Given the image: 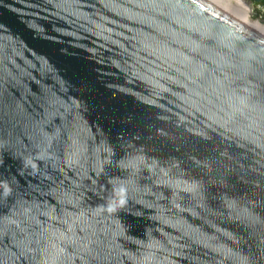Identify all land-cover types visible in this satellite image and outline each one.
<instances>
[{"label":"water","instance_id":"water-1","mask_svg":"<svg viewBox=\"0 0 264 264\" xmlns=\"http://www.w3.org/2000/svg\"><path fill=\"white\" fill-rule=\"evenodd\" d=\"M0 264H264V37L204 0H0Z\"/></svg>","mask_w":264,"mask_h":264},{"label":"bare ground","instance_id":"bare-ground-1","mask_svg":"<svg viewBox=\"0 0 264 264\" xmlns=\"http://www.w3.org/2000/svg\"><path fill=\"white\" fill-rule=\"evenodd\" d=\"M215 6L230 17L245 25L248 29L264 37V23L253 20L249 16V9L241 2H232L230 0H204Z\"/></svg>","mask_w":264,"mask_h":264},{"label":"flooded vegetation","instance_id":"flooded-vegetation-1","mask_svg":"<svg viewBox=\"0 0 264 264\" xmlns=\"http://www.w3.org/2000/svg\"><path fill=\"white\" fill-rule=\"evenodd\" d=\"M232 2H241L245 6L252 8L254 14L264 19V0H230Z\"/></svg>","mask_w":264,"mask_h":264},{"label":"rangeland","instance_id":"rangeland-1","mask_svg":"<svg viewBox=\"0 0 264 264\" xmlns=\"http://www.w3.org/2000/svg\"><path fill=\"white\" fill-rule=\"evenodd\" d=\"M248 9H249V16H250L251 19L258 20L261 23H264V19H262L261 17L257 16L256 14H254V11L252 10V8L248 7Z\"/></svg>","mask_w":264,"mask_h":264}]
</instances>
